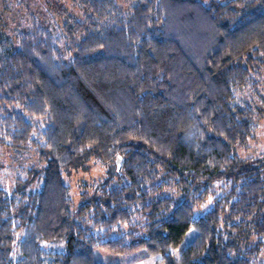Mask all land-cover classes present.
<instances>
[{"label": "trees", "instance_id": "obj_1", "mask_svg": "<svg viewBox=\"0 0 264 264\" xmlns=\"http://www.w3.org/2000/svg\"><path fill=\"white\" fill-rule=\"evenodd\" d=\"M130 1L81 0L80 16L0 33V149L47 164L39 190L33 169L0 187V264H99L100 251L258 264L264 152L237 148L262 112L243 96L261 95L264 0ZM92 159L112 172L75 205L65 175Z\"/></svg>", "mask_w": 264, "mask_h": 264}, {"label": "rangeland", "instance_id": "obj_2", "mask_svg": "<svg viewBox=\"0 0 264 264\" xmlns=\"http://www.w3.org/2000/svg\"><path fill=\"white\" fill-rule=\"evenodd\" d=\"M121 5L128 7L130 0H119ZM208 4L213 1L226 3L230 0H200ZM132 3V2H131ZM81 0H0V33L13 35L18 31L31 30L34 23H50L52 18L53 22H62L65 16L62 11L72 15H81ZM264 73V72H263ZM259 90L261 95L250 96L249 93H244L243 99L254 103L255 107H259L262 112L257 121V129L254 133L253 139L249 141L248 145L244 148H237V153L242 159L257 158L264 152V77L259 83ZM47 164L39 162L36 153L15 152L7 148L0 149V187L5 188L11 192L17 188V180L22 182L28 180V176L21 172L22 169L28 172L33 169V178L30 181V186L33 190H39V183L44 181V169ZM112 169L108 166H103L96 159H92L88 164L87 169L76 170L69 175H65L66 183L71 187L73 200L79 205L81 203L80 197L83 192L88 191L90 194L94 193L98 183L103 179H108ZM113 183H116L117 177ZM101 180V181H100ZM102 183V182H101ZM222 185L217 184L213 187L215 196L221 193L218 190ZM31 189V190H32ZM209 198L203 205L198 207L195 211V219H199L210 211L214 205V197ZM196 231L190 230L181 246L173 250V253L178 257L190 245ZM256 238L251 236L249 242L245 244L253 245ZM244 245V246H245ZM18 243L16 241L14 246V253H18ZM46 247L54 253L66 252V243L57 245L46 244ZM135 255H111L107 252H99V264H160L161 256H153L146 259L135 258ZM258 264H264V249L258 259Z\"/></svg>", "mask_w": 264, "mask_h": 264}]
</instances>
